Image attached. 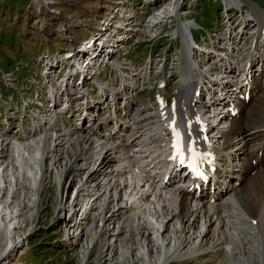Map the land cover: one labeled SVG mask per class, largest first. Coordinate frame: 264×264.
<instances>
[{
	"label": "bare ground",
	"instance_id": "bare-ground-1",
	"mask_svg": "<svg viewBox=\"0 0 264 264\" xmlns=\"http://www.w3.org/2000/svg\"><path fill=\"white\" fill-rule=\"evenodd\" d=\"M34 3L40 14L39 2L33 0ZM172 10H176V5ZM190 25L188 21L183 22V65L177 76L178 83L174 85L176 98L172 104H165L160 89L152 103L140 104L138 99L135 106L125 104L121 108L114 101L110 102L108 112L113 123L108 124L105 131L70 136L44 123L39 131L37 128L23 130L12 136L7 131L0 133V177L3 174H7L9 180L13 177L14 187H17L18 178L24 181V171L29 170L24 167L29 165L33 167L29 170L34 180L33 189L40 196L49 170L45 163L58 162L62 171L58 176L60 181L65 177L70 186L75 182L72 193L77 188L74 204L69 209L61 207L59 211L70 213L73 206L78 207L81 219L77 227L86 220L87 223L82 224H88L89 230L95 228L96 239L106 240V250H111L112 258L119 253L116 239L123 232L128 209L135 218L133 226L137 233L143 236L155 229L159 249H155L154 262L149 260L151 240L144 239L142 243L148 264H170L173 263L170 258L182 260L220 250L229 252L237 264H264V128L259 129V125L248 128L257 125L255 117H261L256 116L251 107L255 94L262 89L264 70L255 76L242 67V74L229 89L236 96L231 106L214 103L211 95L215 94L210 92L204 97L200 85L208 83L211 74L189 62L192 46L186 31ZM84 41L89 43L87 39ZM219 68H223L222 65ZM219 73L228 78L236 76L228 71L219 70ZM38 105L42 106L41 102H36L35 107L39 109ZM173 116L183 138V164L173 147ZM224 123H228L227 129L219 126ZM189 144L195 150L212 154L207 168L196 172L185 165L191 163ZM14 148L24 171L17 167L16 160L11 170H19V177H14L13 171L7 172L8 154L13 151L16 157ZM15 191L11 189L10 194ZM86 199L89 201L85 202ZM1 211L0 231L5 222L3 217L7 215L3 209ZM95 219L102 224L98 229L94 227L95 222L90 223ZM174 220L178 227L172 223ZM10 227H15L13 222ZM190 230H198V233L194 237L187 236ZM8 234L2 256L16 247L12 233Z\"/></svg>",
	"mask_w": 264,
	"mask_h": 264
},
{
	"label": "rangeland",
	"instance_id": "rangeland-1",
	"mask_svg": "<svg viewBox=\"0 0 264 264\" xmlns=\"http://www.w3.org/2000/svg\"><path fill=\"white\" fill-rule=\"evenodd\" d=\"M30 1L32 0H0V115L7 114V112L13 108V114L11 115L13 117L15 116V118L17 115L13 106L16 103L19 106V101L21 102L24 96L31 97V95L39 90L35 86L30 87V81L27 80H29L30 76L31 79H33L32 77L36 78L34 63L38 60L39 55L42 54L41 51L49 46L50 42L48 40L45 41V39L48 37L51 38L54 34L53 31L57 30L54 28L52 31L51 28L48 32L52 31V33L50 32L52 35H47V32L45 33L44 30L41 29L43 27L41 22L48 21L50 18L46 17H51L49 16L50 13L45 10L43 11V15L39 16L37 5ZM37 1L43 3L47 0ZM78 1H80L78 3L79 5L85 3L87 6H90V8L84 9L81 8V6L71 7L62 2H60V5L57 6V8L75 14L86 20L89 18L88 14H92L96 8L99 10L102 6L101 2L104 1L109 4L106 6L107 9L110 10L114 7L112 3L115 0ZM138 1L136 2L139 3ZM251 1L258 3L264 9V0ZM169 2L166 4L167 7L171 5ZM191 2H193V0H184L182 8L191 6ZM193 3L192 7H189L188 9L190 16L188 15L187 18L195 19V21L207 31H212L216 25L213 23L218 21L217 11L221 6V2L218 0H195ZM50 7L53 8L52 5ZM157 10L159 11V9ZM179 18L180 17L178 16V18L172 20V26L177 27L179 25ZM55 20L58 21L56 18L51 21V24L54 25V23H56ZM159 24H162V22ZM161 26L162 25H159L155 31L159 32V30L161 31L166 28L165 26L167 25ZM192 33L195 38H198V31L193 29ZM62 39H64V37H62ZM163 40L168 39L163 38ZM162 43L165 44L166 41H163ZM62 46L63 44L61 42H55L50 49L56 50L60 49ZM179 47V44L174 42V44L167 49L169 52H173L172 58L175 59L179 57ZM142 50H144V52L147 51L145 48H139L137 50V59L141 58L140 54ZM172 72H176V68L172 69ZM168 79H172L170 84L174 85L177 83L175 76L168 77ZM35 80L33 85H35ZM154 80L155 79H152L151 81L154 82ZM147 95L152 97L154 94L146 93L140 95L138 98L147 97ZM255 95L256 100L254 101L251 110L256 116L261 117H255L258 119L257 125L253 126V124L248 128L251 129L259 125L258 128L263 129L264 80L262 82V89ZM172 97H174V94ZM146 102L148 101L146 100ZM10 122L11 125H13L11 126L10 134H19L22 131L20 130L22 129V127L19 126L20 123L14 118L11 119ZM225 125L226 123L220 124V126ZM24 126L27 130L26 124ZM233 132L236 131L234 130ZM14 152L16 156L15 148ZM12 153L13 151L8 154L9 169H7V172L13 171L11 168L15 160L17 161V167L20 168L17 156L14 158ZM5 155L7 156V153ZM33 157L36 158L37 156ZM53 162L54 160L51 161V164L53 165H49L48 161L45 163V166L49 168V170L46 173V178L42 182L43 186L40 196L33 189L32 181L34 182V180L30 178L33 167L29 165H27L28 167L25 166L24 170L29 169L31 171H24L20 168L22 172H25L24 181L19 177V170L16 169L13 171L14 177H19L17 187H14L15 184L12 181L13 177H10V180L7 174H3L0 177V214L3 213L1 209L7 213L6 217H3V221L5 222L0 231V256L6 251V241L9 238L8 232L12 233V239L16 242L15 249L9 252L6 256H2L3 259H0V264H148L142 248L144 239L148 241L151 240L149 247L151 244L152 248H150L152 252L149 255V260L154 262V260L157 259V254L155 258L153 257L155 253H157L155 249L158 248L155 229L148 230L143 236L141 233H137L138 231L136 230V227L133 226V224H136L135 218H133V213L129 212L128 209L126 211L128 217L124 222L125 227H123V232H121L116 239V242H119V245L116 243L118 245L117 247H119L117 251L119 253L113 258L111 250H106L108 247L106 240L102 237H97L96 239L94 237L95 228L89 230V225L86 224V220L82 221V223L86 222L85 225L81 223V226L78 228L80 230H77L78 232L75 231L78 238H70L68 242H62L61 238L63 237H61L60 229L62 221L60 220H63V218L66 217L67 211H59V209L66 206L67 209H69L70 200H72V198L70 200L68 198L72 194L75 182L70 186V181H66L65 177H62L60 181L58 176L62 173L61 168L58 166V162ZM10 188L16 190L15 194H10ZM35 189L37 188L35 187ZM37 191L40 190L37 189ZM88 201L89 199H86L85 202ZM186 216L187 215H185V218L188 219V216ZM10 218L11 221H9ZM131 219L134 220L132 221ZM11 222L14 223V228L10 227ZM94 222L96 225H94V227L96 228L97 226L102 225L99 219H95L93 222L90 221L92 224ZM173 222L175 223V226L178 227V223L175 220L172 221V223ZM177 227L174 228L176 229ZM197 233L198 230H190L187 236L192 235L194 237ZM168 235H166V238L169 239L170 234ZM120 244L123 246L121 247ZM106 254H108V256H106ZM169 260L173 262L170 264H237L232 258H230L229 252H223L221 250L217 253L209 252L206 255L200 254L193 258L187 257V259H182L184 261L173 258H170Z\"/></svg>",
	"mask_w": 264,
	"mask_h": 264
},
{
	"label": "built area",
	"instance_id": "built-area-1",
	"mask_svg": "<svg viewBox=\"0 0 264 264\" xmlns=\"http://www.w3.org/2000/svg\"><path fill=\"white\" fill-rule=\"evenodd\" d=\"M136 1L138 0H115L112 3L114 7L110 10L107 9L109 4L103 1L99 10L96 8V12L88 14L89 18L86 20L57 8L60 2L71 7L90 8L85 3L79 5L80 1L78 0H48L39 3V7L42 9L40 14L38 13L39 16L43 15L45 10L51 16L46 17L50 18L48 21L41 22L43 26L41 29L45 33L47 32V35H52L54 28L57 30L53 31L54 34L51 38L45 39L50 42L49 46L41 51L42 54L34 63V67L40 69L42 85L54 84L55 86L57 101L61 99L62 102L55 110L63 112L70 107L68 112H74L72 127L76 128L80 124L82 116L90 112L89 109H86V103L81 100L80 96L83 94L85 96L83 99L91 105L93 101L101 100L105 96L104 91L108 89L109 83L110 85L114 84L110 80L111 72H109V68L113 65L119 64L120 68L126 71L125 74L128 77L125 80L128 93L123 94V99L127 96L131 97L141 87L145 74H148L150 70L155 73L163 68L165 62L160 58L158 52L153 53L152 67L149 62L147 63L149 65L144 64L139 67L130 58H125V55L132 54V48L140 41H149L160 34L168 36V31L162 32L172 26L171 10L176 0H169L170 2L167 0H139V3ZM166 1L171 5L167 7ZM222 1L229 4V2L239 0ZM193 2H191L192 5ZM51 5L53 8L50 7ZM189 7L186 8L185 14L189 11ZM146 13L148 14L144 17ZM220 16L219 27L213 34V43L217 46H211L210 51L222 55L223 49L227 45H233L236 50L244 44L243 40L238 42L236 39L241 34L240 26H244L246 22L250 28L248 34L242 36L247 38L252 33L255 34L256 22L249 11L240 9L237 13H233L224 9ZM56 18L58 21L55 20L56 23L51 24V21ZM160 22L162 24H159ZM159 25L167 26L157 32L155 30ZM51 28L50 33L48 30ZM85 39L89 43H86ZM55 42H61L63 46L60 49L51 50L50 47ZM119 58L121 59L119 60ZM169 62V64L172 63L171 59ZM27 81H30L29 85L32 86L34 78L31 79L30 76ZM119 81L118 83L121 85L124 83L122 79ZM115 86L118 87V84ZM63 238H61L62 242Z\"/></svg>",
	"mask_w": 264,
	"mask_h": 264
},
{
	"label": "snow or ice",
	"instance_id": "snow-or-ice-1",
	"mask_svg": "<svg viewBox=\"0 0 264 264\" xmlns=\"http://www.w3.org/2000/svg\"><path fill=\"white\" fill-rule=\"evenodd\" d=\"M172 131H173V135L175 137V143L173 144V147L176 150V156L181 158L180 162L183 164L184 160H183L182 137H181L180 131L176 127V121H175V117L174 116H173V121H172ZM188 150L192 154L191 163H190L189 166L192 167L193 170L195 171L196 170L195 162H196V158H197L196 150L191 147V144H189ZM173 158H176V157H173Z\"/></svg>",
	"mask_w": 264,
	"mask_h": 264
}]
</instances>
